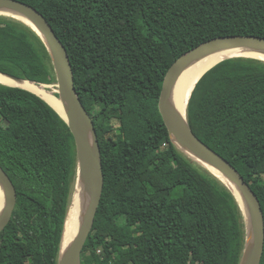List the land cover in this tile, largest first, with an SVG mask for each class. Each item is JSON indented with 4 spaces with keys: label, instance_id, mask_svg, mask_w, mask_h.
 <instances>
[{
    "label": "trees",
    "instance_id": "16d2710c",
    "mask_svg": "<svg viewBox=\"0 0 264 264\" xmlns=\"http://www.w3.org/2000/svg\"><path fill=\"white\" fill-rule=\"evenodd\" d=\"M17 1L40 12L65 47L100 147L104 186L81 264H238L242 212L173 145L158 100L167 71L191 49L220 37L264 38V0ZM0 73L56 83L39 37L1 15ZM187 121L242 175L264 218V62L230 58L208 70ZM0 166L16 190L0 264H57L76 176L73 137L42 99L4 85Z\"/></svg>",
    "mask_w": 264,
    "mask_h": 264
},
{
    "label": "water",
    "instance_id": "95a60500",
    "mask_svg": "<svg viewBox=\"0 0 264 264\" xmlns=\"http://www.w3.org/2000/svg\"><path fill=\"white\" fill-rule=\"evenodd\" d=\"M11 14L21 16L29 23L11 16ZM0 15L12 18L29 27L44 44L51 58L56 81L53 85L57 87V97L61 108L49 106L66 124L73 137L76 153V183L82 182L87 186L78 224L66 245H63L65 221L57 264H81V252L92 230L104 186L101 153L94 125L76 93L67 51L46 18L35 8L17 0H0ZM236 49L264 53V38L256 36L220 37L202 43L180 56L164 77L158 100V110L173 145L188 159L222 183L238 204L245 224V243L238 264H260L264 250V218L256 194L230 162L194 135L187 121V106L186 115L183 118L180 114H174L171 103L174 84L188 65L209 54ZM230 58L249 57L234 56L224 60ZM0 75L14 81L35 84L7 74L0 73ZM38 85L50 86L48 84ZM0 183L4 192V207L0 213L1 233L10 222L16 205L15 187L1 166Z\"/></svg>",
    "mask_w": 264,
    "mask_h": 264
},
{
    "label": "bare ground",
    "instance_id": "6f19581e",
    "mask_svg": "<svg viewBox=\"0 0 264 264\" xmlns=\"http://www.w3.org/2000/svg\"><path fill=\"white\" fill-rule=\"evenodd\" d=\"M11 16H14L26 23H29L19 15L11 14ZM234 56L249 57L264 61V53L258 51L236 49V50H228L224 52L212 53L188 65L176 80L172 90L171 103L174 114L177 115L180 114L184 118L186 115V106L190 94L196 82L200 79V77L215 64L219 63L225 58L234 57ZM0 85H7L11 87L24 89L38 96L48 106L50 105L52 107H56L57 109L61 108L60 101L56 96L57 90H54L56 88L55 86L35 85L27 82L14 81L3 75H0ZM81 183L82 182L75 183L74 193L71 198L72 201L68 210L66 224H65V239L63 240V245H66V242L68 241L70 235L72 234L76 225L78 224V220L81 214V207L86 195V188H87V186H85L84 183L82 184ZM3 207H4V192L2 185L0 183V213L3 210Z\"/></svg>",
    "mask_w": 264,
    "mask_h": 264
},
{
    "label": "rangeland",
    "instance_id": "374dc122",
    "mask_svg": "<svg viewBox=\"0 0 264 264\" xmlns=\"http://www.w3.org/2000/svg\"><path fill=\"white\" fill-rule=\"evenodd\" d=\"M50 86H55L53 84H51ZM56 87V86H55ZM54 90H57V87L54 89ZM77 182V177L75 176V181L73 183V186H72V189H71V192H70V197H69V202H68V210H69V207L71 205V201H72V196H73V193H74V188H75V183ZM67 214H68V211H67ZM66 219H67V216H66ZM66 221V220H65Z\"/></svg>",
    "mask_w": 264,
    "mask_h": 264
}]
</instances>
